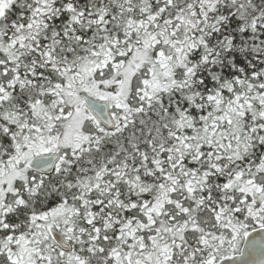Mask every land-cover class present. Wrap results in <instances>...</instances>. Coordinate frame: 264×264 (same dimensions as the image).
Returning a JSON list of instances; mask_svg holds the SVG:
<instances>
[{
	"label": "snow or ice",
	"instance_id": "1",
	"mask_svg": "<svg viewBox=\"0 0 264 264\" xmlns=\"http://www.w3.org/2000/svg\"><path fill=\"white\" fill-rule=\"evenodd\" d=\"M0 264H264V0H0Z\"/></svg>",
	"mask_w": 264,
	"mask_h": 264
}]
</instances>
